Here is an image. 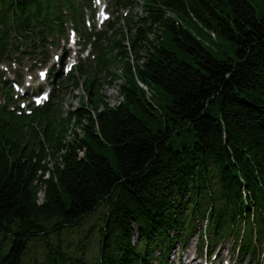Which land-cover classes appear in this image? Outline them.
<instances>
[{
	"label": "trees",
	"instance_id": "16d2710c",
	"mask_svg": "<svg viewBox=\"0 0 264 264\" xmlns=\"http://www.w3.org/2000/svg\"><path fill=\"white\" fill-rule=\"evenodd\" d=\"M76 1L0 0V66L20 69L25 58L45 64L54 43L48 38L67 39L65 23L83 22ZM81 1L91 10V0ZM142 9L137 22L125 20L127 33L108 22L87 36L101 49L95 72L78 68L87 75L89 104L66 119L57 120L53 95L25 113L0 68V264H24L38 240L41 264H88L84 250H69L61 236L99 207L92 264H164L198 220L205 254L231 237L239 256L260 263L264 0H144ZM113 52L117 59L106 57ZM114 63L121 74L111 71ZM101 71L108 76L100 80ZM13 73L20 83L23 76ZM73 74L66 83L76 85ZM100 84L117 86L121 102L109 106Z\"/></svg>",
	"mask_w": 264,
	"mask_h": 264
},
{
	"label": "rangeland",
	"instance_id": "374dc122",
	"mask_svg": "<svg viewBox=\"0 0 264 264\" xmlns=\"http://www.w3.org/2000/svg\"><path fill=\"white\" fill-rule=\"evenodd\" d=\"M98 1L99 0H91L90 10L83 6L81 0H77L76 2L80 5L83 14V22L78 24L76 28L73 26L74 24L70 22L65 23L64 25L65 29H67V34H69V29H74L77 41L79 43L78 49H81L83 57H85L86 55L88 56L87 58L85 57L84 60L79 61V66L82 65L84 72H87V74H91L96 71L97 58L99 56V51L101 50L100 46L98 45L95 48L93 46H85L87 36L96 32L105 31V26L108 24V22L116 23V27L114 28V30L116 29V31L127 33L128 29L125 22L126 18L132 16L134 21H136L138 18L143 17L144 15V10L142 9L143 0H130L133 7L128 8L115 7V0H105L110 20L103 26H100L98 25V13L95 8L98 4ZM171 14H173L178 20L181 19L180 17H178V15L174 13ZM175 18L173 19L176 20ZM109 34L111 33L109 32ZM197 35L201 37V42L203 43V45H207L208 43L212 44L213 40L209 39L207 34L202 33L201 35ZM68 39V36L67 39L58 37L48 38V41H52L54 43L52 47L48 48L50 57L47 62H45V64H43L41 60H39V58H35L34 61H30L25 58L22 61L23 67L20 69L18 65L15 64L11 65L10 63H4L3 65H1L2 69H5V67L7 68L5 77L10 81H12L14 78L13 71L18 70V72H20V74L23 76L20 86L23 88H28V90L33 91H35L39 85H42V87L45 89L49 88L52 92L51 94L53 95L54 103L57 105V120H59L58 117L60 115L62 119H66L68 117V113L77 109L80 106L81 102H85L87 105L89 104V95L88 91L85 90L84 84L87 80V75L80 74V72H78L79 67L73 71L74 74L72 79L76 80V85L78 86L77 87L72 82L66 83L68 75H66L64 70H61L62 64H60V62H66L67 54L69 52H73L67 47L70 45L69 41H67ZM104 44L105 43H103V45ZM213 46L215 45L212 44L208 49L213 50ZM101 47L104 46L101 45ZM78 49H75V53H77V55L79 54V52L77 51ZM65 52L67 53L65 54ZM131 54V51H129L128 56H131ZM17 55L18 54H16V56ZM108 55H106V57L115 59L117 57V52L108 53ZM69 61H71V57H69ZM119 67H121V65H119L118 63H114V65L111 67V71L113 72L114 70H116L119 73ZM41 70H47V79L45 80L44 84H42V82L38 80V74ZM54 71H59L58 75H56L55 78ZM119 74H121V72ZM97 76L101 80L108 75L106 71H101ZM117 82L121 83L122 81ZM61 84L63 85V89L58 90ZM13 89V91L17 93L18 102L21 103L23 99H20V93L18 92L19 88L14 85ZM97 90L101 95H106L110 106L116 101H120V97L117 93V86L108 88L105 87V84H100L99 86H97ZM103 92L105 94H103ZM148 92L150 97L151 91L149 90ZM151 94L152 101L156 106H159L162 103L160 100H158V97L160 95H158V93H155V91L154 93L151 92ZM57 96L58 99H56ZM23 97H27L26 99H29V94L24 93ZM86 108L90 110V106ZM72 121L68 124L69 126ZM78 134L81 136V132H78ZM38 199L39 201H42V192L39 194ZM103 212V207L97 208L94 213L83 219L79 227L66 231L61 236L64 245H68L69 250L76 251L78 254L81 252V250H84L86 263L88 264H92L93 259L96 256L99 235L98 232L102 223L101 219L103 216ZM204 224L205 223L201 220L196 221V227L193 235L189 239H187L184 244H180V241L176 240L173 244V248L171 249V254L164 264H180L181 260L183 264H187L193 257L199 260V264H249V255L239 256L237 254V249L233 246L231 237L226 238L223 242H218L208 247V249L211 250L210 255L205 254L204 245L201 243ZM50 239L51 242L55 241L53 240L52 236H50ZM262 249L263 252L260 256V263H258V261H256L255 259L254 261H251V264H264V244L262 246ZM43 251V242L41 240L30 243L26 258L24 259V264H41L43 259Z\"/></svg>",
	"mask_w": 264,
	"mask_h": 264
},
{
	"label": "bare ground",
	"instance_id": "6f19581e",
	"mask_svg": "<svg viewBox=\"0 0 264 264\" xmlns=\"http://www.w3.org/2000/svg\"><path fill=\"white\" fill-rule=\"evenodd\" d=\"M166 16L167 17H171V18H173V15H170L169 13H166ZM121 71L119 70V73H120ZM119 73L118 72H116V74L117 75H119ZM120 82H121V79L119 80ZM118 83V82H117ZM116 83V84H117ZM115 84V85H116ZM138 84H139V86L140 87H142V89H144L145 90V92H146V95L147 96H149V92L147 91V88L145 87V86H143L141 83H139L138 82ZM115 85H113V86H108V85H105V87H108V88H113V87H115ZM117 93H118V88H117ZM103 94H105L104 92H103ZM105 98H106V101H107V103H108V98L106 97V95L104 96ZM120 97V96H119ZM121 100H122V98L120 97V101H116L114 104H111V107H114V106H116L117 104H119V102H121ZM109 104V103H108ZM109 106H110V104H109ZM180 264H183L182 263V260L180 261ZM187 264H199L198 263V259H196L195 257H193L191 260H190V262H188Z\"/></svg>",
	"mask_w": 264,
	"mask_h": 264
}]
</instances>
